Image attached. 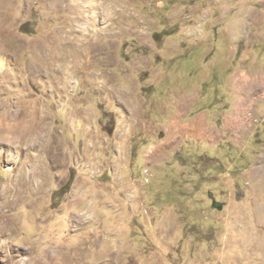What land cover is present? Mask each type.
Here are the masks:
<instances>
[{
	"label": "rangeland",
	"instance_id": "obj_1",
	"mask_svg": "<svg viewBox=\"0 0 264 264\" xmlns=\"http://www.w3.org/2000/svg\"><path fill=\"white\" fill-rule=\"evenodd\" d=\"M0 264H264V0H0Z\"/></svg>",
	"mask_w": 264,
	"mask_h": 264
},
{
	"label": "crops",
	"instance_id": "obj_2",
	"mask_svg": "<svg viewBox=\"0 0 264 264\" xmlns=\"http://www.w3.org/2000/svg\"><path fill=\"white\" fill-rule=\"evenodd\" d=\"M226 71L227 70H225V72ZM214 75L211 74V76H214ZM230 75H231V73H230ZM136 82H138V81L136 80ZM130 84H132V83H130ZM128 87H129V85H128ZM142 96L143 95H141V94L135 95V93H134L133 96H126L125 95L124 97L120 98L121 99L120 103L122 101V103H121L122 105L121 104L120 105H121V108H124V112L122 111V114L117 113V115H118L117 118H119V119L116 122L117 125L115 127V129H116L115 131L121 129V127H123V126L125 129L128 127L127 130H131V126H132L133 122L130 120V118L126 119L123 116L128 111L126 114H128L129 117L131 115H134V114H136V117H137L138 114L141 113V110L145 109L146 105L148 104V100H146L145 96H143V97ZM125 97H128V98H125ZM243 97L244 96L240 95L239 92L236 94V96H233L232 94H229L228 96H226L224 94L223 99L221 97H219V100L221 101V103H219V102L216 103L215 107L212 110H205L203 108H200L199 110L194 111L193 110L194 103L197 101L196 97H194L193 101L190 102L187 106L184 105L183 102H178L176 105L173 103L174 112H173V115H172L170 121L167 124L168 131H173L175 133L176 132L178 133L180 131V133H182V135H187L189 138H196V139L201 138L203 141H205V140L211 141L209 134L207 136L202 137L204 129H205L203 127V125H204V123H206L208 121V115H209L210 120H211L210 123L212 124L211 128H213L215 126V125H213L214 121H218V119H219L216 116V115H218V113H216V110L220 108L219 106L224 107V108H231L230 110L236 111V113L239 114V118H240V113L243 112V108H244V106H242L244 104L240 103V101H242ZM206 98L208 100L209 96L208 97L206 96L205 99ZM197 99H198V97H197ZM216 99H218V98H216ZM117 101H119V100H117ZM215 102H216V100H215ZM116 105H118V104H116ZM251 105H252V110H254V106H255L254 102H252ZM175 106H176V109H175ZM212 106H214V105H212ZM166 109L169 110L168 104H166ZM245 111H247V110H245ZM192 112L193 113L197 112V113L193 114L192 117L188 120L183 118V116L188 115V114H192ZM241 118H242V116H241ZM224 120H225L224 123H226V124L232 122V120H230L229 118H227V119L224 118ZM233 125H234V128H238V127H240V122H236ZM226 126L227 125H225V124L220 125L219 128H223V127L225 128ZM253 133H255V132H253ZM219 140H217V141H219ZM225 204H226V202H217V201L215 202L216 208H221L222 205H225Z\"/></svg>",
	"mask_w": 264,
	"mask_h": 264
}]
</instances>
